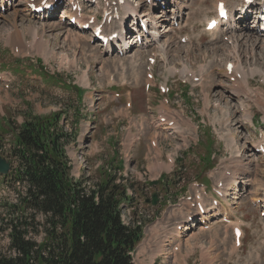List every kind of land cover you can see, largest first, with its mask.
Instances as JSON below:
<instances>
[{"label": "rangeland", "instance_id": "1", "mask_svg": "<svg viewBox=\"0 0 264 264\" xmlns=\"http://www.w3.org/2000/svg\"><path fill=\"white\" fill-rule=\"evenodd\" d=\"M69 1L64 0L57 9L58 16L56 14L55 17H44L45 19L40 18V16H25L24 13L27 14V10L29 12L28 7L32 4L30 0H7L8 4L5 9L0 6V50L3 53L0 54V72L8 81V83L0 81V128L4 129L3 125L6 123L16 128L28 119L47 116L60 111L64 107L71 108L72 102L76 100L73 90L67 91L62 86H55L53 83L45 82L41 76L47 78L54 73H60L64 78L68 79L71 87L77 86V84L85 87L82 78L89 74L95 89V92H93L95 93V100L97 101L93 107L92 94L90 95V101L88 93L85 96L83 105L80 106L82 110L86 111L84 114L88 115L89 122H92L98 115L101 119H113V123L109 127L110 133L115 132V128H117V131L125 128L118 126L117 121H120L121 125L127 126L129 129L127 131L126 127L125 130H120L118 134L112 136L110 152H102L106 154V157L101 156V158L91 159V157L98 155L94 153L97 147L100 148L101 144L96 146L91 141L93 137H90V134H85L86 132L83 133V139L69 146L68 153L73 163L72 174L76 179L79 178L80 173L83 176L90 173L92 174L90 187H93L102 177L101 170L97 169L99 163L104 162L110 166L113 162V170L120 171L121 166L122 171V158L127 155L129 177H127L125 182H122L120 180L122 178H120L117 185L126 189L127 194L134 203V208L139 209V216L142 220H147L150 215L154 217V220L150 223L152 224L151 227H155V245L152 248L154 253L161 251L159 238L162 234V226L165 227V230H174L175 224L184 220V218L180 219L182 214H191L192 217L196 216L194 208L191 206L197 192L195 191V189L197 190L195 185L202 182L203 186L210 187V182L205 179L202 180L203 177H208L211 181V188H206L207 195H203L206 205L212 208L213 199L219 200L222 204V206H219V212L216 213V215H219L218 217H216L214 211L204 215L207 221H209L210 217L211 221L209 223L205 222L209 230L203 231V234L198 235L197 233H200L199 229L201 227V225H198L197 228L185 233L183 238L179 240L180 251L169 256L167 262L162 263V256L157 257L156 260L153 259L149 248L143 249L140 246V250L138 249L139 251L134 254V263L151 264L152 261V264H202L203 257H208V262L204 260V264H264V211H261L264 205L260 208V205L263 204L260 203L262 190H259L260 188L257 189L258 187L256 186V184L264 182V154L257 153L256 150L253 151V146L251 145L254 140H259L262 137L259 133L254 132H258L260 128L264 129V112L260 108L258 100L264 95V38L260 36L258 29L251 23L254 19V14L259 11V8L251 7L243 15L240 14L238 9L243 5L242 0H161L160 2L151 0V3L147 0H126L131 6L137 8L140 14H145L142 16H147L144 18L149 22L148 31L149 34L156 36V43L152 44L155 42L153 37H147V42H151V44L131 46L132 52L128 53L125 49L126 55L120 57L122 60H118L115 58L116 49L113 50L112 54L109 53V49L104 52L94 40L88 38L93 30L78 31L76 25H73L69 18L63 21L60 20L63 18L61 14L65 10L64 8L70 9L71 7ZM219 1L227 3L232 9L233 17L227 24L220 26L217 33L216 31L207 33V21L209 22L211 18L216 17V7ZM112 3H116V0H105V2L97 0L94 4L87 3L85 13L87 17L97 16L99 21L104 15V11L109 9ZM70 13L71 16L74 12L70 11ZM122 14L125 15L124 12ZM127 14L131 13L128 12ZM81 15L83 16V14ZM14 22L16 26L18 25L17 28L19 30L25 29L28 25L39 27L41 29L40 36L42 35L41 37L50 43L48 56L34 48V43L29 33L26 35V42H28L27 49L31 52L26 50L21 55L15 52L8 42L9 35L14 30V27L12 25L9 26V24ZM105 27L112 30L118 29V25L114 23L106 24ZM226 31H231V33L224 35L223 33ZM82 32L87 38L83 36ZM68 34L69 36H67ZM73 37L78 38L81 44H74L72 42ZM237 38L239 39L238 46L241 52L239 60L231 57L233 48L231 42ZM31 48L34 50L32 51ZM222 50L225 55L222 54ZM212 52L216 54L219 52V54L211 56ZM208 54L211 57H208ZM152 55H155L157 61L154 66H151L148 61ZM204 55L206 56L204 57ZM127 56H129V60L134 57L139 60L138 65H140L139 68L142 72L140 85L136 83V90H132L134 88L131 89L129 85V88L124 92L120 87L122 78L119 82H115L116 87L119 89H113L111 92L120 94L123 92L122 95L128 98L125 99V103L130 101L129 98L132 96L134 111L130 113V118L128 119L123 116L117 118L118 114L114 115L115 110L106 109V101L110 98L111 92H107L104 95L105 90L110 87L109 83L106 82L104 84L110 73L112 76H119L120 74V76H126L129 83L132 82V79L129 78V73L133 71V67L131 63L125 61ZM38 60L42 61L44 67L42 74L38 71ZM17 61L22 62L14 65V62ZM115 61L120 62L118 69H116L117 71L110 67L113 64L112 62ZM227 62L235 64L240 62L244 70L249 74L253 73L255 75L249 76L250 92L238 96L232 95L230 91L234 88L235 83L234 79L225 76V65L227 66ZM30 65L34 67L35 71L28 68ZM203 66L205 67L204 72L201 69L204 68ZM184 67L192 69L193 74L196 75L194 78L192 76L186 77L189 81L187 85L184 82H180V76L185 77L180 73ZM14 69L17 72H23L25 77L18 76L13 72ZM147 69H150V72L154 74V79H150V81L147 78ZM173 69L177 71H173ZM252 69L253 71L251 72ZM257 70L260 73H257ZM172 71L178 72L180 75L174 74ZM211 71L214 72V76L212 74L209 76L204 75L203 78L205 79L201 83L194 82V79L201 80L203 73L208 74ZM175 75L177 76L175 77ZM132 77L136 82L137 79L133 73ZM147 83L151 85V89L148 92L145 88ZM92 85L90 83L88 87H92ZM193 85H199L202 89H194ZM160 86L168 87L170 94L161 93ZM182 89H184V92H182ZM207 90L209 95L205 97L203 91ZM208 99L210 102L208 108H211L209 113L207 112L208 108L204 109L207 103L205 101ZM165 103L170 105V111L173 115L180 114L185 116L187 122L184 123L181 129L172 132L169 129L163 130V127L159 126V119L163 113L162 107L164 109L166 107ZM118 109L116 108V111ZM226 113V116L223 115ZM247 113L253 118V124L245 120L246 117L244 116ZM69 114L71 115V112ZM137 114H139L138 117H136ZM142 116L147 117L149 125L153 128L151 132L145 131L147 125L136 123L135 120ZM227 120L229 123H227ZM98 124L100 128V122ZM89 125L90 128L93 127V124L89 123ZM203 125L207 128L203 129L200 127ZM129 126L132 127L130 128ZM101 131L107 134L103 128ZM260 131L261 133L264 132V130ZM131 132L135 134L134 143L130 145L127 141L128 150H120V136L123 134L127 136ZM157 135L159 136L157 143L159 151L151 152L153 154L150 153L148 159L144 160L142 156L148 152L147 145H150L153 139L155 141ZM225 135L235 137L233 146L240 147L242 151L239 156V159L241 158L240 161L245 159V162L242 161L244 164L250 161L248 163L249 167L253 161L261 163H258V168L255 165L256 169H252V166L250 167V173L246 176L247 180L244 174L243 176L240 175L239 178L241 179L237 180V183L232 186L227 187V192L222 198L216 195V190L220 189L217 188V181L222 177L217 175V173L224 166L225 170L227 167L232 169L230 167L232 155L228 148V143L225 141ZM199 140L201 141L199 142ZM208 141H214L210 151L207 150ZM160 148L163 151L164 158L159 157ZM251 149L256 153L254 154ZM88 156L89 158L85 160ZM208 159H211V162H207ZM139 160L142 161V164L139 163ZM169 160L175 163L173 168H171L173 164L169 163ZM151 162L167 165L168 168L165 170L163 177H161V171L155 172L154 169L153 172L151 171V164H155ZM214 176L215 180L212 178ZM3 180L0 177V185ZM157 180L160 182L158 185L150 186V181ZM12 193L7 189L4 193L0 190V196L4 195L0 198V254L8 256L14 252L10 250L9 232L2 226V219L6 218V212L1 206L3 200L8 197H14ZM154 193L159 195L158 204L156 206L146 204V201L151 199ZM225 213H228L229 216H225ZM224 216V222L227 224L223 223ZM201 219L202 216L197 215L195 221L201 222ZM228 220L230 223H228ZM39 222H43L41 215L39 216ZM158 222H162V225L156 227L155 225ZM146 223L147 221H145ZM234 226H240L244 232L242 246L237 247L236 250L232 233ZM147 233L149 234L150 232ZM29 237H31L32 241L40 243L44 235L42 233L38 236L31 234ZM168 249L169 247H167ZM154 260L155 263H153Z\"/></svg>", "mask_w": 264, "mask_h": 264}, {"label": "trees", "instance_id": "2", "mask_svg": "<svg viewBox=\"0 0 264 264\" xmlns=\"http://www.w3.org/2000/svg\"><path fill=\"white\" fill-rule=\"evenodd\" d=\"M71 139L58 114L34 118L17 129L15 181L27 191L2 219L14 253L0 254V264H133L131 253L142 228L123 224V193L110 179L93 187L83 179L70 180L65 148ZM41 233V243L29 237Z\"/></svg>", "mask_w": 264, "mask_h": 264}, {"label": "bare ground", "instance_id": "3", "mask_svg": "<svg viewBox=\"0 0 264 264\" xmlns=\"http://www.w3.org/2000/svg\"><path fill=\"white\" fill-rule=\"evenodd\" d=\"M0 2H1V6H5V4H6V0H0ZM44 0H37V3H36V6L37 7H39V6H42V5H44V4H46V5H48V4H52V3H54L55 1L53 0V1H48V2H44ZM219 2H222V1H219ZM31 5V4H30ZM217 8V7H216ZM28 9H29V7H28ZM122 9L124 10V12L125 13H128V12H132L133 14H135L136 15V17H145V16H142L140 13H138V11L137 10H135V8L133 7V6H131V4H129V3H127V2H125L124 4H123V6H122ZM26 11V10H25ZM46 12V11H45ZM44 12V13H45ZM137 12V13H136ZM230 13H231V11H230ZM27 14H29V16H32L33 14L31 13L30 14V9H29V12H28V10H27ZM43 15H45V14H43ZM13 16V15H12ZM230 16H231V14H230ZM74 17H76L78 20H77V23H78V27H79V29L80 30H82V28H83V26L84 25H86L87 24V20L89 21V19H85V17H83L82 15H80L78 12H76V13H73L71 16H70V18H74ZM47 18V17H46ZM12 19V18H11ZM145 19V18H144ZM232 19V18H231ZM145 22V21H144ZM9 23V22H8ZM26 24V23H25ZM118 24V23H117ZM120 24H121V27H122V25H123V23H122V21H120ZM120 24H118L119 26H120ZM13 26L14 27V30L12 31L11 29V33H10V35H9V43L11 44V46L12 47H16V48H19L20 50H22L24 47H26V50H28L27 49V47H28V42H26V39H27V37H26V35H27V33H29L30 34V37L32 38V40H33V43H34V48L38 51V52H41V53H43L45 56H48V54H49V52H50V48H49V42H47L43 37H41L40 36V28L39 27H36V26H33V25H28V26H26L25 27V29H21V30H19L18 28H17V26H16V23L14 22L13 24H9V26ZM22 25V24H21ZM153 25V24H152ZM15 26H16V28H15ZM24 27V26H23ZM47 27V26H46ZM8 28V27H7ZM43 28V27H42ZM13 29V28H12ZM9 30V29H8ZM124 29H120V31H123ZM218 30H219V27H217L215 30H213V32L214 31H216V33L218 32ZM9 32V31H8ZM43 32V31H42ZM157 32V31H156ZM78 33V32H77ZM113 33H116V32H110V35H112ZM124 33V32H123ZM122 33V34H123ZM80 34V33H79ZM157 34V33H156ZM67 36H69V34L67 35ZM75 36V35H74ZM79 37V36H78ZM153 37V40H155V37L154 36H152ZM8 39V38H7ZM47 39V38H46ZM71 39V38H70ZM69 39V40H70ZM79 39H80V37H79ZM78 38H75V37H73V43L74 44H81V42H80V40H79ZM150 39V38H149ZM65 40H66V38H65ZM68 40V41H69ZM152 40V41H153ZM67 41V40H66ZM151 41V40H150ZM6 42V41H5ZM70 43V42H69ZM30 44V43H29ZM133 44V43H132ZM135 44V43H134ZM232 44H233V48H232V57H234V58H236V60L238 59H240V47L238 46V44H239V41H238V39H236V40H234L233 42H232ZM83 45V44H82ZM136 46H138L139 44L136 42V44H135ZM32 46V45H31ZM71 46V45H70ZM242 48V47H241ZM32 49V51L34 50L33 48H31ZM28 51H30V50H28ZM27 51V52H28ZM128 51V50H127ZM26 52V51H25ZM31 52V51H30ZM108 52H109V50H108ZM52 53V52H51ZM53 54V53H52ZM95 54H97V53H95ZM99 54V53H98ZM135 55V54H134ZM93 56H94V54H93ZM96 56V55H95ZM97 57H99V56H97ZM137 57H139V56H137ZM131 59V58H130ZM235 60V61H236ZM115 62H119V61H115ZM115 62H112L113 64H111L110 65V67H111V69H114V71H117L116 69H118V67H119V65L120 64H116ZM139 60L136 58V57H134V58H132L131 60H130V63H131V65H132V67H133V75L136 77V79H141V77H142V72L140 71V65H138L139 63ZM120 63V62H119ZM107 64V63H106ZM122 64V63H121ZM123 64H125V63H123ZM108 65V64H107ZM106 65V66H107ZM121 67V66H120ZM203 71H204V68H201ZM107 70H109L108 68H107ZM110 71V70H109ZM174 71V70H173ZM253 70H251V72H252ZM180 73L183 75V76H187V75H190V74H192V76L193 77H196L195 76V74H193V71L192 70H190L189 68H186V67H184V69L182 70V71H180ZM257 73H260V71L259 70H257ZM225 75L226 76H229V77H231L232 79L234 78V88L232 89V91H231V93H232V95H239V94H241V92L242 93H244V92H250L251 91V89H250V87H249V75H251V76H253L254 74L253 73H251V74H249V73H247V72H245L244 71V69H243V67L241 66V64H240V62H237V64L236 65H234V70H233V72L232 73H230V72H227V71H225ZM199 76V75H198ZM204 76V74L202 75V77ZM255 76V75H254ZM105 77V76H104ZM103 77V78H104ZM200 77V76H199ZM212 77V76H211ZM108 78V80L110 79V82H112L113 80H112V74L110 73L109 74V77H107ZM148 81V80H147ZM150 81V80H149ZM84 84L86 85V86H89L90 85V78H89V75H86V76H84ZM150 84V83H149ZM203 86H205V84H203ZM261 95V94H260ZM258 98V97H257ZM259 101H260V104L262 105V106H264V95H262V97L260 98V99H258ZM207 103H206V106H207V108L210 106V102H209V99L206 101ZM219 108V107H218ZM261 108V107H260ZM223 111V110H222ZM223 113V112H222ZM225 113V112H224ZM223 115H227V113L226 114H223ZM253 116V115H252ZM163 118H165L164 116H162ZM246 117V120H251V121H253V119L249 116V115H246L245 116ZM166 120V124L165 125H169V124H171L170 122H172L171 120L170 121H167V119H165ZM180 120H183V119H180ZM180 120H176L175 119V122L176 123H179V121ZM173 123V126L170 128L169 126H166L165 128H164V130H167V129H169V130H173V129H178V127H177V125L178 124H176V123ZM227 123H229V121L227 120ZM226 123V124H227ZM148 132H151V129L150 128H148V130H147ZM261 133V132H260ZM148 134V133H147ZM177 134V133H176ZM180 134V133H179ZM262 134H264V132H262ZM135 135V134H134ZM134 135H132V134H129V136H128V138H133V136ZM152 137V136H151ZM135 138V137H134ZM224 138H225V140L227 141V143H228V148H229V150H230V153H231V159H230V167L232 168V169H229L228 167L226 168V170L225 169H223L222 170V173H219L220 175H223V177H222V179H220L219 181H218V185L219 184H223L222 185V189H218L217 191L219 192V193H221L222 195H225V193H226V191H225V188L227 187V186H230V183L231 182H234V183H236L237 182V179H239V177H240V175H249V171H250V167H249V164H244V162H242V161H240V159H239V156H240V154H241V148L240 147H235V146H233V142L235 141V137H233V136H229V135H225L224 136ZM134 142V141H133ZM156 143V142H155ZM256 144H258V143H256ZM259 148V145H255V146H253V151H255V150H257ZM242 156V155H241ZM156 167H157V165L156 164H151V169L153 170H155V171H157L159 168H157L156 169ZM256 186L258 187L257 189H259V190H263L264 189V183L263 184H256ZM258 194V193H257ZM198 196V195H197ZM254 203H255V201H254ZM262 203H263V201H262ZM185 206V205H184ZM201 206L203 207V209L205 210V213L207 212L208 213V211L209 210H215V215H216V213L218 212V208H216V207H212V208H207V205H203V203H201ZM219 206V205H218ZM183 210V209H182ZM180 212V211H179ZM190 213V212H189ZM204 213V214H205ZM191 216L190 215H187L186 217H184V218H187V219H189ZM203 217V222H206L207 220H206V217L203 215L202 216ZM178 219V218H177ZM179 220V219H178ZM182 220V219H181ZM185 223H187V222H185ZM194 225V224H193ZM179 226V225H178ZM159 227V226H158ZM194 227V226H193ZM190 228H192V227H190ZM190 228H187L185 231H188V229H190ZM159 229V228H158ZM182 234H183V232H179L178 230H174V231H172V232H170V236L171 237H173L174 238V242H177L178 241V239H180L181 237H182ZM243 235H244V233H243ZM196 238V237H195ZM195 240V239H194ZM199 242V241H198ZM171 243H173V242H171ZM160 244V243H159ZM158 250V249H157ZM211 250V249H210ZM162 249H161V251H157L156 253H153L152 255H151V257H153V259H155L159 254H161L162 253ZM144 254V253H143ZM205 261L206 262H208V260H207V257L205 258Z\"/></svg>", "mask_w": 264, "mask_h": 264}, {"label": "water", "instance_id": "4", "mask_svg": "<svg viewBox=\"0 0 264 264\" xmlns=\"http://www.w3.org/2000/svg\"><path fill=\"white\" fill-rule=\"evenodd\" d=\"M8 170H9V164H7L5 161H3L0 158V172L1 173H7ZM156 202H157L156 195H154V203L153 204H156Z\"/></svg>", "mask_w": 264, "mask_h": 264}]
</instances>
